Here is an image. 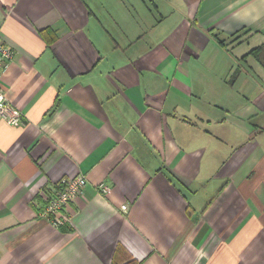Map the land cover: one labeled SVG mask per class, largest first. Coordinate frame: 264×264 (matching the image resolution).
I'll use <instances>...</instances> for the list:
<instances>
[{"label":"crops","instance_id":"0c3cea01","mask_svg":"<svg viewBox=\"0 0 264 264\" xmlns=\"http://www.w3.org/2000/svg\"><path fill=\"white\" fill-rule=\"evenodd\" d=\"M0 37V264H264V0H0Z\"/></svg>","mask_w":264,"mask_h":264},{"label":"built area","instance_id":"2783aa9c","mask_svg":"<svg viewBox=\"0 0 264 264\" xmlns=\"http://www.w3.org/2000/svg\"><path fill=\"white\" fill-rule=\"evenodd\" d=\"M13 58V50L0 37V120L9 126H18L23 122V114L19 108L8 101L1 82V75ZM86 186L87 178L85 176L61 181L57 189L45 196V203L39 211L40 218L57 228L64 226L70 220L66 212L67 206L78 197L83 196ZM100 189L105 194L110 192V189L105 185H101ZM122 209L125 212L128 211L127 206H123Z\"/></svg>","mask_w":264,"mask_h":264},{"label":"trees","instance_id":"16d2710c","mask_svg":"<svg viewBox=\"0 0 264 264\" xmlns=\"http://www.w3.org/2000/svg\"><path fill=\"white\" fill-rule=\"evenodd\" d=\"M44 34H46V32H44ZM250 56H253L259 62V64L264 68V44L259 46V47H257L256 49L252 50L244 58L246 59V58H248ZM119 251L120 250L118 249L117 252H116V256L114 258V263L115 264H118V257L117 256L120 253Z\"/></svg>","mask_w":264,"mask_h":264},{"label":"rangeland","instance_id":"374dc122","mask_svg":"<svg viewBox=\"0 0 264 264\" xmlns=\"http://www.w3.org/2000/svg\"><path fill=\"white\" fill-rule=\"evenodd\" d=\"M236 69H237V68H236ZM236 69H235V70H236ZM235 70H234V71H235ZM232 79H236V74H235V73L232 75Z\"/></svg>","mask_w":264,"mask_h":264}]
</instances>
